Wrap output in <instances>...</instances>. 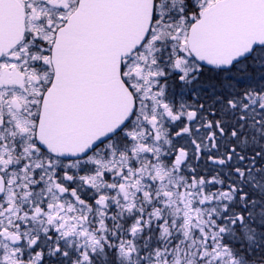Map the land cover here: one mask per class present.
<instances>
[{"label":"snow or ice","instance_id":"1","mask_svg":"<svg viewBox=\"0 0 264 264\" xmlns=\"http://www.w3.org/2000/svg\"><path fill=\"white\" fill-rule=\"evenodd\" d=\"M0 264H264V0H0Z\"/></svg>","mask_w":264,"mask_h":264}]
</instances>
